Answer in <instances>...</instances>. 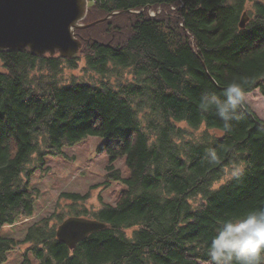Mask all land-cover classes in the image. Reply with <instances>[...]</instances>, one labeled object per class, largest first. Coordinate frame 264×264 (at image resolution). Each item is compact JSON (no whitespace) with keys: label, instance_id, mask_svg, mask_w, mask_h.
<instances>
[{"label":"trees","instance_id":"1","mask_svg":"<svg viewBox=\"0 0 264 264\" xmlns=\"http://www.w3.org/2000/svg\"><path fill=\"white\" fill-rule=\"evenodd\" d=\"M89 1L83 23L98 22L76 30L77 57L0 51V228L34 215L29 180L45 157L90 135L105 138L110 178L122 179L114 161L126 158L127 189L98 208L90 193H62L23 240L0 235V264L24 245L21 264H211L217 222L264 207V120L245 103L225 131L200 103L224 101L233 80L264 96V0ZM82 59L99 84L64 81ZM182 122L204 127L200 139ZM234 165L243 177L214 187ZM79 212L108 227L72 249L57 228Z\"/></svg>","mask_w":264,"mask_h":264},{"label":"rangeland","instance_id":"2","mask_svg":"<svg viewBox=\"0 0 264 264\" xmlns=\"http://www.w3.org/2000/svg\"><path fill=\"white\" fill-rule=\"evenodd\" d=\"M90 5L91 3H89ZM150 12L152 14V12L156 11L150 10ZM244 13L248 15L249 21L248 11L245 10ZM0 69H2L1 62ZM65 77L64 81L68 82L73 79L74 82L78 83L99 84L101 80L99 74L87 69L84 59L80 61L78 68L68 70L65 73ZM128 77H130L129 74ZM111 79L113 83L117 81L114 76ZM246 94V104L251 107L260 119L264 120V96L259 90ZM180 126L185 130L186 137L191 139H200L199 137L205 130L204 127L193 128L185 122L180 123ZM220 133L218 132V134ZM104 141L105 138L103 137L90 135L73 145L64 146L60 153L46 156L43 167L35 170L29 180L30 190L37 189L39 192L34 201V215L30 218H26L23 215L19 216L14 224L2 226L0 228L1 237L23 240L30 225L54 211L62 193H79L81 195L90 193V198L87 201L88 206L94 208L100 207L102 203L116 205L121 193L127 189L124 180L130 177V169L125 157L118 158L114 161V167L120 170L122 179L110 178V157L107 152L100 150V146ZM229 172L230 170L214 187H219L231 180L228 178ZM77 214L80 216L88 215L85 212ZM24 247L26 246H19L9 251L7 259L2 264H21L24 260ZM30 259L33 264H37L33 255H30Z\"/></svg>","mask_w":264,"mask_h":264},{"label":"water","instance_id":"3","mask_svg":"<svg viewBox=\"0 0 264 264\" xmlns=\"http://www.w3.org/2000/svg\"><path fill=\"white\" fill-rule=\"evenodd\" d=\"M87 12L88 0H0V51L29 48L38 55L58 52L67 58L77 57L82 41L76 30L98 22L83 23ZM247 22L244 13L241 28ZM107 227L106 222L95 218L70 215L59 224L57 235L73 249L93 232Z\"/></svg>","mask_w":264,"mask_h":264},{"label":"clouds","instance_id":"4","mask_svg":"<svg viewBox=\"0 0 264 264\" xmlns=\"http://www.w3.org/2000/svg\"><path fill=\"white\" fill-rule=\"evenodd\" d=\"M245 84L236 80L229 82L223 90L224 101L218 100L214 94L202 96L200 108L207 111L214 106L224 122L225 131L231 130V121L238 118V110L246 103ZM208 157L214 163L216 151L209 150ZM243 175V165H234L228 178L239 181ZM207 256L211 264H264V207L220 219L207 247Z\"/></svg>","mask_w":264,"mask_h":264},{"label":"bare ground","instance_id":"5","mask_svg":"<svg viewBox=\"0 0 264 264\" xmlns=\"http://www.w3.org/2000/svg\"><path fill=\"white\" fill-rule=\"evenodd\" d=\"M79 54V53H78Z\"/></svg>","mask_w":264,"mask_h":264}]
</instances>
